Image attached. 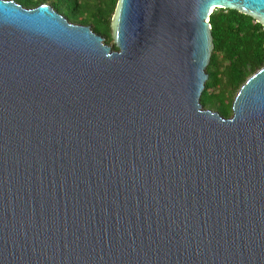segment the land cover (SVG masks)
Listing matches in <instances>:
<instances>
[{"label":"water","instance_id":"obj_1","mask_svg":"<svg viewBox=\"0 0 264 264\" xmlns=\"http://www.w3.org/2000/svg\"><path fill=\"white\" fill-rule=\"evenodd\" d=\"M215 8L264 29V0H116L109 44L0 0V264H264V64L202 106Z\"/></svg>","mask_w":264,"mask_h":264},{"label":"trees","instance_id":"obj_2","mask_svg":"<svg viewBox=\"0 0 264 264\" xmlns=\"http://www.w3.org/2000/svg\"><path fill=\"white\" fill-rule=\"evenodd\" d=\"M32 8L46 1L67 14L70 22L89 25L109 44L110 19L116 0H16ZM213 49L205 68L207 78L199 101L223 117L231 114V102L246 77L264 64V29L251 17L233 9L215 8L208 18ZM113 48H115L112 45Z\"/></svg>","mask_w":264,"mask_h":264}]
</instances>
